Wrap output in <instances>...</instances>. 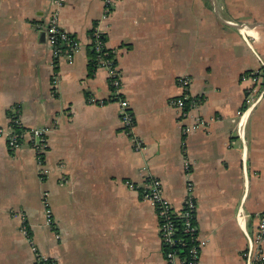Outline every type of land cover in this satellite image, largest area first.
Masks as SVG:
<instances>
[{"label":"crops","instance_id":"1","mask_svg":"<svg viewBox=\"0 0 264 264\" xmlns=\"http://www.w3.org/2000/svg\"><path fill=\"white\" fill-rule=\"evenodd\" d=\"M52 10L53 0H0V128L18 113L47 144L38 163L28 144L10 150L0 136V264H35L22 216L57 264H167L155 209L126 182L156 177L180 210L185 162L206 241L198 264H244L264 212V94L243 123L237 111L264 86L247 78L264 64V0H116L109 13L103 0H66L59 22L81 47L56 66L38 31ZM95 24L140 149L124 132L108 71L91 69ZM180 77L198 99L182 119L170 104Z\"/></svg>","mask_w":264,"mask_h":264},{"label":"built area","instance_id":"2","mask_svg":"<svg viewBox=\"0 0 264 264\" xmlns=\"http://www.w3.org/2000/svg\"><path fill=\"white\" fill-rule=\"evenodd\" d=\"M66 0H53V10L49 15L46 24L38 26V31L42 32L47 38L48 43L52 47V65H57L59 57L63 56L69 63L72 61L73 55L77 52L81 44L69 32L64 30L59 22V15L61 8L64 6ZM105 5V12L109 13L110 7L116 0H103ZM100 33L96 25L92 28L90 35L91 48L97 54L98 65L104 67L108 71V78L112 93L119 106L120 121L124 132L131 136L134 127V116L129 109L127 100L119 94L120 77L117 66L112 57L113 51L105 47V42L101 40ZM58 43L61 45L59 46ZM244 78V76H243ZM246 78V75H245ZM252 83L259 84L260 79L264 78V64L252 70L247 74ZM53 84L57 83V73H53ZM182 93L173 98L170 104L178 110L179 117L185 118L188 110L194 108L198 104V99L190 97L188 94L189 80L185 77H180L177 80ZM254 89V88H253ZM263 89V90H262ZM257 98L247 99V104L244 108L237 111L239 123L246 120L248 112L252 109L258 98L264 94V86ZM203 121L196 120L191 125H184L182 127L183 133H189L191 130L198 128ZM16 127L17 130H16ZM0 136H2L7 143L10 150H14L24 144H28L35 152V158L38 163L42 160L43 152L46 148L45 130L40 128H24L18 113L12 114L9 123L6 127L0 128ZM131 140L135 144V148L140 149L141 143L135 137L131 136ZM42 173V172H40ZM191 167L188 162L184 164V175L186 182V195L183 200V206L180 210H176L171 203L162 195L161 181L156 177H147L142 185H133V183L126 182L131 187L138 189L141 192V198L149 201L155 209L159 224V236L163 249L164 257L167 264H198L202 249L206 245V241L199 236L198 226L196 224L197 204L193 197V183L190 179ZM42 177H40V180ZM47 193L44 192V199L42 201L44 206V225L51 227L53 223L52 211L47 202ZM177 219H181V227L183 232L189 235L190 244L188 248L183 249L186 244L182 238L176 235L178 230ZM20 231L29 243L30 251L35 258V264H57L47 254L43 253L37 247L29 226L25 223V219L21 217ZM264 212L259 216V223L255 232L254 238H250L242 257L244 264H264Z\"/></svg>","mask_w":264,"mask_h":264},{"label":"trees","instance_id":"3","mask_svg":"<svg viewBox=\"0 0 264 264\" xmlns=\"http://www.w3.org/2000/svg\"><path fill=\"white\" fill-rule=\"evenodd\" d=\"M96 25V24H95ZM91 33H92V30L90 31V35H91ZM100 38H101V40L102 41H105V35L104 34H101L100 35ZM58 45L59 46H61L59 43H58ZM91 55H92V59H91V62H90V65H91V69L93 68V67H97V54H96V52H95V50L92 48V50H91ZM17 128L18 127H16V130H17ZM177 224H178V230H177V232H176V235L178 236V237H180V238H182L183 239V241L186 243V244H184V246H183V249H186V248H188V246L189 245H191L190 244V239H189V235L188 234H186V233H184L183 232V229H182V227H181V222H182V220L181 219H177Z\"/></svg>","mask_w":264,"mask_h":264},{"label":"rangeland","instance_id":"4","mask_svg":"<svg viewBox=\"0 0 264 264\" xmlns=\"http://www.w3.org/2000/svg\"><path fill=\"white\" fill-rule=\"evenodd\" d=\"M42 195V198L44 199V192H43V194H41ZM43 199H42V201H43ZM44 224V223H43Z\"/></svg>","mask_w":264,"mask_h":264},{"label":"water","instance_id":"5","mask_svg":"<svg viewBox=\"0 0 264 264\" xmlns=\"http://www.w3.org/2000/svg\"><path fill=\"white\" fill-rule=\"evenodd\" d=\"M42 38H43V33L41 34Z\"/></svg>","mask_w":264,"mask_h":264}]
</instances>
